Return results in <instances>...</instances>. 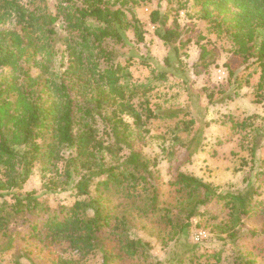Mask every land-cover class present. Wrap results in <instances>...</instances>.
Listing matches in <instances>:
<instances>
[{
  "label": "trees",
  "instance_id": "16d2710c",
  "mask_svg": "<svg viewBox=\"0 0 264 264\" xmlns=\"http://www.w3.org/2000/svg\"><path fill=\"white\" fill-rule=\"evenodd\" d=\"M46 1L0 0V69H7L0 76V236L7 238V246L0 244V264L14 240L11 224L23 226L21 238L39 251L53 253L65 244L80 255L99 252L102 264H160L149 261L151 240L163 245L177 240L211 201L220 205V214L225 210L216 226L234 239L242 217L256 211V188L219 192L179 168H170L165 180L156 158L132 146V135L143 139L155 114L147 99L141 107L131 102L137 87L128 84V63L114 62L107 47L124 42L127 31L144 40L132 8L140 0H56L52 7ZM173 1L175 12L191 3L214 31L225 34L231 53L259 68L257 89H264V0L168 4ZM167 19L158 9L150 14L152 23L165 25ZM173 25L156 31L164 44L180 37L175 20ZM58 43L70 56L61 72L51 65ZM179 123L186 130L193 120ZM256 146L249 149L251 157ZM35 168L44 191L66 190L72 201L49 202L35 190L22 191ZM31 252H12L8 264H25L21 257L29 260ZM195 259L191 254L177 264ZM69 260L74 262L55 256L52 264Z\"/></svg>",
  "mask_w": 264,
  "mask_h": 264
},
{
  "label": "rangeland",
  "instance_id": "374dc122",
  "mask_svg": "<svg viewBox=\"0 0 264 264\" xmlns=\"http://www.w3.org/2000/svg\"><path fill=\"white\" fill-rule=\"evenodd\" d=\"M55 1L46 2L52 7ZM175 6L174 1L170 6L168 0L138 1L132 8L143 24L144 40L138 42L127 31L124 42H108L113 61L128 63V84L137 87L131 102L141 107L147 99L155 114L145 125L148 131L143 139L132 135V146L156 158L157 169L165 180L170 178V168H179L211 182L219 192L256 188L253 198L258 204L256 211L242 217L236 236L231 239L216 226L226 217L225 210L220 214V205L211 201L199 208L205 214L193 217L177 240L166 245L151 240L149 261L177 264L180 258L194 254L193 264L196 260L198 264H241L245 258L264 264V214L260 213L264 205V89H257L259 68L234 56L227 36L214 31L191 3L178 12L174 11ZM156 9L167 15L165 25L150 21V14ZM173 20L180 37L175 44H164L156 31L173 27ZM56 49L51 65L61 72L70 63V56L63 43H58ZM6 72V68H1L0 76ZM160 72L165 76L156 75ZM123 117L132 122L129 116ZM189 118L193 124L183 130L179 121ZM242 120L245 126L232 125ZM254 142L257 146L251 157L249 149ZM42 182L41 173L35 168L22 191L35 190L38 197H46L49 202L72 201L66 190L53 194L44 191ZM5 198L10 201V195ZM212 214L217 218L205 221ZM207 222L210 223L205 226ZM9 228L14 240L2 264H8L12 252L23 254L30 250L31 259L21 257L25 264H52L55 256L73 259L69 264H102L99 252L80 255L65 244L57 245L53 253L36 250L32 241L21 238L23 226L11 224ZM6 240L0 236L1 246H7Z\"/></svg>",
  "mask_w": 264,
  "mask_h": 264
}]
</instances>
